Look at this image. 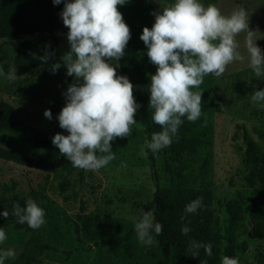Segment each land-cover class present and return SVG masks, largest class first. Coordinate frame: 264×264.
<instances>
[{
  "label": "rangeland",
  "instance_id": "obj_1",
  "mask_svg": "<svg viewBox=\"0 0 264 264\" xmlns=\"http://www.w3.org/2000/svg\"><path fill=\"white\" fill-rule=\"evenodd\" d=\"M172 3L174 0H134L121 10L130 31L136 34L140 54H147V48L140 44L139 38L143 27L151 28L153 13ZM216 6L226 16L243 8L249 17V29L254 31L252 38L264 52V0H216ZM245 37V32L235 37L239 45L237 51L243 59L227 64L220 76L206 75L202 84L192 90L212 93L220 108V112L211 117L213 136L209 180L212 206L222 232L229 218L226 206L232 207L239 218L233 232L234 250L223 248L230 257L237 258L239 264H264V237L254 232L255 225L250 221L259 209L254 190L247 182L244 146L241 139H232L236 125H243L257 142L260 141L253 128L264 130V119L252 121L249 118V112L259 108L251 96L254 90L264 88V76H256L249 66ZM34 38L24 37L18 42L0 40V67L5 73L16 70L13 79L0 75V102L6 101L12 106L15 119L67 134L56 119L66 102L64 91L75 82L72 76L66 75L61 60L69 51L67 37H62L57 45L36 39L45 47L39 51L21 46ZM46 52L52 55L43 61L41 57ZM57 61L61 67L53 73L51 65ZM145 71L150 76L155 73L156 66L149 61ZM10 82H15V86L6 93L4 86ZM23 89L27 92L26 97L18 95ZM45 109H50L51 120L43 115ZM134 119L137 123L131 126L128 137H117L110 142L114 156L107 165L99 170L76 167L67 184L53 179L51 174L46 180L44 173L0 160V182L15 181L14 192L27 201H35L45 211V223L32 234H38L41 243L49 249L36 257L32 264H162L156 244L151 247L141 244L136 233L126 238L128 232L134 230L141 210L154 211L155 181L146 158V140L137 111ZM0 145L40 156L17 137L0 134ZM162 160L163 156L158 154L154 171L159 185L166 183ZM84 217L94 220L90 233L81 230ZM0 227L7 237L0 242V252L13 253L5 257L4 264H16L25 241L32 234L15 230L3 221H0ZM110 230H115V241L119 243L115 253L99 244Z\"/></svg>",
  "mask_w": 264,
  "mask_h": 264
},
{
  "label": "clouds",
  "instance_id": "obj_2",
  "mask_svg": "<svg viewBox=\"0 0 264 264\" xmlns=\"http://www.w3.org/2000/svg\"><path fill=\"white\" fill-rule=\"evenodd\" d=\"M61 2L52 0L53 5ZM125 3L126 0H63L59 15L68 28L69 51L61 60L66 75L75 82L64 91L66 102L56 116L59 127L67 134L55 133L51 143L73 167L99 170L107 165L114 156L110 142L128 137L131 126L137 123L134 115L140 104L133 96V84L126 75L117 73L119 59L131 37L129 26L117 9V5ZM153 15L151 28L143 27L139 38L156 66L150 75L148 104L154 109L151 118L161 130L146 141V148L155 153L172 143L184 119L196 121L202 115L201 92L192 89L202 84L206 75L220 76L227 64L243 59L237 51V34L246 33L249 66L258 77L264 76V52L252 38L254 31L249 29V17L243 8L226 16L215 4L174 0ZM51 55L46 52L41 60L47 61ZM60 67L59 61L54 62L51 71L55 73ZM0 75L13 79L16 70L5 73L0 67ZM251 100L264 109V88L254 90ZM43 115L52 119L50 109H45ZM201 206V198L197 197L185 205L184 212L194 213ZM141 213L134 223L137 240L154 246V234L161 233L162 224L155 220L153 210ZM12 214L18 223H26L32 229L45 223L44 209L33 200L26 201L23 207L14 203ZM8 215V210H0V216ZM189 231L187 226L181 228L182 234ZM6 238L0 227V242ZM190 247H202L207 255H212L211 244L193 241ZM10 255L11 251L0 252V264ZM221 264L239 261L223 256Z\"/></svg>",
  "mask_w": 264,
  "mask_h": 264
},
{
  "label": "trees",
  "instance_id": "obj_3",
  "mask_svg": "<svg viewBox=\"0 0 264 264\" xmlns=\"http://www.w3.org/2000/svg\"><path fill=\"white\" fill-rule=\"evenodd\" d=\"M133 1L126 0L125 4L117 5L118 11L121 12ZM201 2L205 6L216 5V0H201ZM62 9L63 0L59 5H53L52 0H0V40L18 42L24 37H35L29 41L26 40V44H21L24 48H31L34 51L45 49L36 39H45L50 45H57L62 37H67L68 31L59 15ZM130 33L131 37L124 49V55L119 59L117 73L126 75L133 84V96L140 104L137 110L139 124L145 140L148 141L154 132L161 130V126L153 122L151 117L154 109L148 104L150 76L145 68L150 60L146 53L138 52L136 34L133 31ZM140 44L145 46L142 40ZM14 86L15 82L5 85L6 93H9ZM199 92H201L202 103L200 118L196 121L184 119L172 138V143L155 153L148 150L145 145L146 158L153 170L152 176L155 181L153 192L155 220L162 224L161 233L154 234L162 264H221V258L229 256L226 248L229 251L235 248L233 232L239 218L232 207L226 206L229 218L223 232L221 231L219 218L212 206L211 181L209 180L213 136L211 117L214 113L220 112V108L212 93ZM18 95L26 97L27 92L24 89L19 90ZM35 100L41 101L39 98ZM12 111V106L8 102H0V134L24 140L31 149L39 152L40 156L0 145V160L44 173L46 180L51 174L53 179L67 184L69 176L76 167H73L71 162L51 143V137L57 132L15 119ZM249 118L252 121L263 120L264 109L251 110ZM253 130L260 142L255 141L243 125L235 126L232 139H241L244 146V165L248 171L247 182L254 190V198L259 209L258 214L251 217L250 221L255 225L254 232L263 238L264 130L255 127ZM158 154L163 156L162 169L166 175L164 185L158 184V177L154 171ZM15 188L16 182L13 180L0 182V210L9 212L8 217L0 216V221L9 223L15 230L32 234L34 229L28 227L26 223H18L17 218L12 214L14 203L23 207L27 201L25 197L14 192ZM197 197L201 198L202 206L194 213H185V205ZM183 226L189 227L190 231L187 234H182ZM93 227L92 218L82 219L81 230L90 233ZM134 233L135 230H130L126 238ZM115 238V230H110L99 244L115 253L119 244ZM193 241L211 244L212 255H207L202 247L191 248ZM47 249L49 246L41 243V237L38 234H32L25 241L16 264H32L31 262ZM194 253H196L195 257Z\"/></svg>",
  "mask_w": 264,
  "mask_h": 264
}]
</instances>
